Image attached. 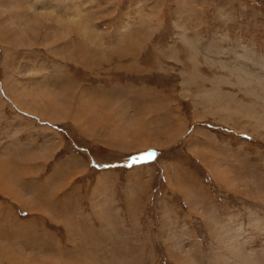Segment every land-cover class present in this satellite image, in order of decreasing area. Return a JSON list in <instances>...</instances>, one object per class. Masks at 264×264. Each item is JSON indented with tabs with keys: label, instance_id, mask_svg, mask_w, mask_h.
Wrapping results in <instances>:
<instances>
[{
	"label": "rangeland",
	"instance_id": "rangeland-1",
	"mask_svg": "<svg viewBox=\"0 0 264 264\" xmlns=\"http://www.w3.org/2000/svg\"><path fill=\"white\" fill-rule=\"evenodd\" d=\"M263 80L264 0H0V264H264Z\"/></svg>",
	"mask_w": 264,
	"mask_h": 264
},
{
	"label": "bare ground",
	"instance_id": "bare-ground-1",
	"mask_svg": "<svg viewBox=\"0 0 264 264\" xmlns=\"http://www.w3.org/2000/svg\"><path fill=\"white\" fill-rule=\"evenodd\" d=\"M48 0H46V2H47ZM78 1H80L81 2V0H78ZM49 4H50V1H49ZM48 4V5H49ZM81 4V3H80ZM79 4V5H80ZM94 35V34H93ZM130 37V36H129ZM95 40V39H94ZM264 81V80H263ZM153 141H155L156 143H155V146H157V147H160V145H162V143L159 141V140H157L155 137H153V139H152V143H153ZM146 142V141H145ZM149 144V143H148ZM147 145V144H146Z\"/></svg>",
	"mask_w": 264,
	"mask_h": 264
},
{
	"label": "snow or ice",
	"instance_id": "snow-or-ice-1",
	"mask_svg": "<svg viewBox=\"0 0 264 264\" xmlns=\"http://www.w3.org/2000/svg\"><path fill=\"white\" fill-rule=\"evenodd\" d=\"M148 157H151L153 155V153L149 152L146 154ZM135 159V158H134Z\"/></svg>",
	"mask_w": 264,
	"mask_h": 264
},
{
	"label": "crops",
	"instance_id": "crops-1",
	"mask_svg": "<svg viewBox=\"0 0 264 264\" xmlns=\"http://www.w3.org/2000/svg\"><path fill=\"white\" fill-rule=\"evenodd\" d=\"M157 134H158V133H157ZM157 134H156V135H157ZM157 140H158V139H157ZM155 147H157V146H155Z\"/></svg>",
	"mask_w": 264,
	"mask_h": 264
}]
</instances>
